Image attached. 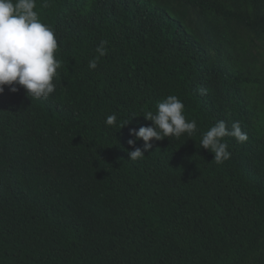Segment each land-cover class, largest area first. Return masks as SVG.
<instances>
[{"label":"trees","instance_id":"1","mask_svg":"<svg viewBox=\"0 0 264 264\" xmlns=\"http://www.w3.org/2000/svg\"><path fill=\"white\" fill-rule=\"evenodd\" d=\"M185 1L201 35L154 0H36L58 89L0 95V264H264L262 81L222 61L233 22L264 34V0ZM169 95L199 131L130 160V130ZM218 121L248 137H225L219 164L200 144Z\"/></svg>","mask_w":264,"mask_h":264},{"label":"clouds","instance_id":"2","mask_svg":"<svg viewBox=\"0 0 264 264\" xmlns=\"http://www.w3.org/2000/svg\"><path fill=\"white\" fill-rule=\"evenodd\" d=\"M44 6H47L46 0ZM36 8V0H0V95L5 86L12 93L23 88L31 100L47 98L55 91L53 80L60 67V61L54 55L58 43L53 30L42 23ZM106 44L107 41H101L96 48L100 57L106 54ZM97 66L96 58L89 61L90 69ZM184 108L176 95H169L157 104L155 113L147 111L142 117L152 122V126L130 130V135L135 138L128 141L130 146L135 148L137 141L144 142L143 149L128 151L130 160L143 158L145 152L152 149L153 141L195 135L199 131L197 122L186 119ZM117 121V116L112 114L107 116L105 123L122 129L130 123L118 124ZM225 137H233L238 142L248 139L238 122H233L229 128L224 121H218L203 133L200 141L202 149L213 153L218 164L231 155L228 144L223 142Z\"/></svg>","mask_w":264,"mask_h":264},{"label":"rangeland","instance_id":"3","mask_svg":"<svg viewBox=\"0 0 264 264\" xmlns=\"http://www.w3.org/2000/svg\"><path fill=\"white\" fill-rule=\"evenodd\" d=\"M154 1L166 8L174 17L180 19L194 33L201 35L203 19L197 6L185 0ZM208 17H212V15H208ZM228 36L230 47L227 48V53L229 52L230 57H222V61L225 63L229 62L247 75L262 81L260 84L251 86L250 95L251 100L264 112V34L257 35L253 31L246 30L236 22H233ZM53 83L56 85L54 91L56 93L58 82L55 78ZM68 175L71 178L77 177L74 172H69ZM84 180H87V178L82 181Z\"/></svg>","mask_w":264,"mask_h":264}]
</instances>
